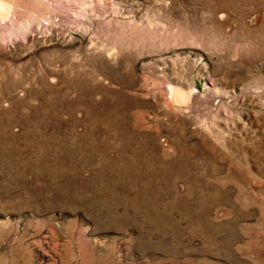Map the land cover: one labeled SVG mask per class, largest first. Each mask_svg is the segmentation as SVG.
<instances>
[{
	"label": "rangeland",
	"instance_id": "1",
	"mask_svg": "<svg viewBox=\"0 0 264 264\" xmlns=\"http://www.w3.org/2000/svg\"><path fill=\"white\" fill-rule=\"evenodd\" d=\"M6 1L0 264H264V0Z\"/></svg>",
	"mask_w": 264,
	"mask_h": 264
},
{
	"label": "bare ground",
	"instance_id": "2",
	"mask_svg": "<svg viewBox=\"0 0 264 264\" xmlns=\"http://www.w3.org/2000/svg\"><path fill=\"white\" fill-rule=\"evenodd\" d=\"M8 3H10V1L8 2L6 0H0V16H2V13L5 14V11L8 8V6H7ZM179 91H180V89H179ZM169 94H170L169 98L172 99V101H174L175 103H178V101H180V103H184V101H186V97L184 98L183 95L180 92H178V90L175 88L170 87L169 88ZM185 95L187 96V94H185ZM183 99H185V100H183ZM187 101H188V99H187ZM177 105L180 107V104H177Z\"/></svg>",
	"mask_w": 264,
	"mask_h": 264
}]
</instances>
